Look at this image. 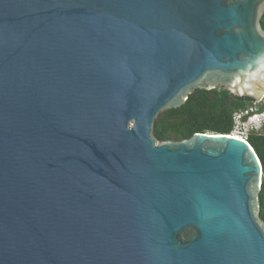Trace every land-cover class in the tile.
Instances as JSON below:
<instances>
[{"label": "water", "instance_id": "1", "mask_svg": "<svg viewBox=\"0 0 264 264\" xmlns=\"http://www.w3.org/2000/svg\"><path fill=\"white\" fill-rule=\"evenodd\" d=\"M264 0H0V264H264L263 168L159 143L198 90L264 97Z\"/></svg>", "mask_w": 264, "mask_h": 264}, {"label": "trees", "instance_id": "2", "mask_svg": "<svg viewBox=\"0 0 264 264\" xmlns=\"http://www.w3.org/2000/svg\"><path fill=\"white\" fill-rule=\"evenodd\" d=\"M264 29V16L261 20ZM254 100L236 97L224 88L198 90L178 109L163 112L154 123L153 136L161 144L190 140L198 134L230 135L235 128L234 117L254 105ZM259 112H264V106ZM248 142L256 151L263 168V182L259 196L260 218L264 222V126L252 132Z\"/></svg>", "mask_w": 264, "mask_h": 264}, {"label": "built area", "instance_id": "3", "mask_svg": "<svg viewBox=\"0 0 264 264\" xmlns=\"http://www.w3.org/2000/svg\"><path fill=\"white\" fill-rule=\"evenodd\" d=\"M263 106L264 97L259 103L254 102L250 109L237 113L234 117L235 128L231 136L248 142L249 135L259 130V123L262 121L259 110Z\"/></svg>", "mask_w": 264, "mask_h": 264}, {"label": "clouds", "instance_id": "4", "mask_svg": "<svg viewBox=\"0 0 264 264\" xmlns=\"http://www.w3.org/2000/svg\"><path fill=\"white\" fill-rule=\"evenodd\" d=\"M260 114L262 115V121L259 123L260 127H259L258 132L261 131L264 126V112H261Z\"/></svg>", "mask_w": 264, "mask_h": 264}]
</instances>
